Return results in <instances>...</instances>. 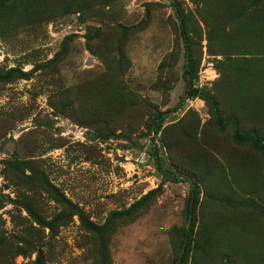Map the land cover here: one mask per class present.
<instances>
[{
    "label": "rangeland",
    "instance_id": "1",
    "mask_svg": "<svg viewBox=\"0 0 264 264\" xmlns=\"http://www.w3.org/2000/svg\"><path fill=\"white\" fill-rule=\"evenodd\" d=\"M177 1L193 87L214 103L186 99L155 134L184 87L168 0L2 13L0 264H175L189 184L161 176L152 143L198 184L183 264H264L263 153L234 138L264 136V0Z\"/></svg>",
    "mask_w": 264,
    "mask_h": 264
},
{
    "label": "trees",
    "instance_id": "2",
    "mask_svg": "<svg viewBox=\"0 0 264 264\" xmlns=\"http://www.w3.org/2000/svg\"><path fill=\"white\" fill-rule=\"evenodd\" d=\"M202 1L205 2V0H202ZM253 1L254 0H251L252 3ZM10 2H11L10 0H0V17H2L4 13L8 15L10 13L15 12L16 7H18L16 0H12V3H13L12 5H10ZM168 4L171 6L173 13L178 21L179 36L181 37V41L183 44L184 62L182 66L181 77L184 82V87H183L182 95L179 97L178 102L174 106H172L171 108L165 111L156 112L153 115V119L150 124V130L151 132H153V134H155L158 131L160 127V123L163 120L164 116L172 111H176L186 99L200 96V97H205L209 101V103L213 102L212 98L204 96L200 90L193 87V83H192L193 82V70H192V66L190 63L189 35L186 31L185 19H184V16L180 9V5L177 0H168ZM31 7H32V3L28 5L26 9L29 8V10L31 11ZM202 19L205 21L204 17ZM13 71H15V69L10 68L7 70V73L10 74ZM5 77L6 75H0L1 80H4ZM234 138L238 142L247 141L253 147L259 148L263 153V160H264V142H263L264 136L259 135L255 130L250 129V130H246L242 132H238L237 130H235ZM151 156H152L156 170L161 174V176L164 179L169 180V181H175V182L176 181H186L189 184V190H188L186 204H185L187 225L185 229L182 231L180 252L178 256L175 258V262H174L175 264H183V262L185 261V256H186V251H187L188 241H189V233L192 229V219L194 216L196 201L198 198V184H197L196 179L193 177H190L188 175L180 177V176L174 175L171 172L163 169L160 163L157 147L154 143H152L151 145ZM2 197L5 198L6 196H2ZM137 203L138 202L133 203L127 212L132 213L133 208L137 206L136 205ZM115 214H118V213H111L110 216H113ZM81 221L86 223L85 225L89 228L94 227L92 226L91 222L87 221L83 217Z\"/></svg>",
    "mask_w": 264,
    "mask_h": 264
}]
</instances>
